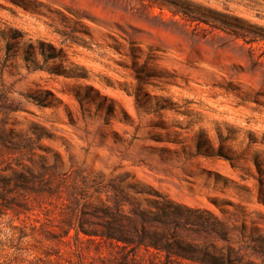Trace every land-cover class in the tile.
I'll list each match as a JSON object with an SVG mask.
<instances>
[{
    "label": "rangeland",
    "instance_id": "1",
    "mask_svg": "<svg viewBox=\"0 0 264 264\" xmlns=\"http://www.w3.org/2000/svg\"><path fill=\"white\" fill-rule=\"evenodd\" d=\"M0 264H264V0H0Z\"/></svg>",
    "mask_w": 264,
    "mask_h": 264
}]
</instances>
